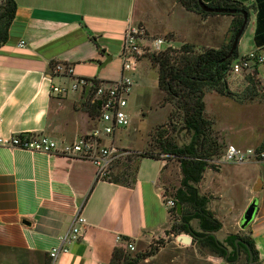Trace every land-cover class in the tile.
<instances>
[{
  "label": "crops",
  "instance_id": "0c3cea01",
  "mask_svg": "<svg viewBox=\"0 0 264 264\" xmlns=\"http://www.w3.org/2000/svg\"><path fill=\"white\" fill-rule=\"evenodd\" d=\"M15 1L17 10L10 38L0 47V137L9 139L35 133L49 136L59 146L67 143L62 136V127H69L67 120L78 116L83 119L87 114L76 107L83 104L88 94L81 89L56 93L53 87L68 86L73 78L82 77L105 83L119 80L123 35L129 24L143 26L153 34L171 33L179 38L180 26L175 23L188 16L205 23L225 21L226 30L220 46L216 47L220 48L229 39L234 19L227 15L203 16L187 10L179 0ZM234 1L250 7V20L238 46L239 55L243 56L252 49L240 52L249 28L254 41L257 12L255 0ZM156 12H166L171 21L165 24L150 21V14ZM21 41L26 42L25 47L19 46ZM58 63L71 65L74 76L57 75L54 68ZM258 71L264 74V65ZM144 74L146 70L141 60L132 91L135 86L140 87L138 80ZM241 74L228 76L234 94L244 91L241 103L219 94L218 101L211 103L220 104L222 109L240 106L245 117L240 129L230 118L226 120L230 126L224 128L221 112L208 110L210 93L206 96L207 110L216 120V130L222 132L229 145L264 150V89L253 88ZM56 120L62 126L59 132L51 131ZM127 130H118L105 138L104 143L132 153L135 149L132 146H138L133 144L137 136L131 132L123 134ZM75 131L83 132L80 122ZM228 133L232 139L227 138L231 136ZM171 162L165 155L139 158L136 181L129 186L100 177L96 163L89 159L0 145V264H51L49 252L71 231L78 215L86 219V224L81 226L80 240L69 245L70 252L61 254L56 264H113L117 247L144 252L138 247L165 237L173 224L165 200L171 187L169 183H173L171 177H174L166 175ZM175 162L179 169L175 184L179 186L181 170ZM215 178L220 192L229 196L225 202L234 205L232 211L223 215L213 210L223 224L216 237L222 242L230 234L251 238L258 253L256 264H264V158L220 165ZM211 184L214 185V181ZM253 201L257 202L254 218L243 229V216ZM172 242L180 244L177 238ZM129 244L134 245V251L129 250ZM191 246L196 244L192 242ZM163 252L144 259L141 264H160L158 256ZM208 258L210 264H231L221 257L209 255ZM244 261L246 254L241 252L234 264H244Z\"/></svg>",
  "mask_w": 264,
  "mask_h": 264
},
{
  "label": "trees",
  "instance_id": "16d2710c",
  "mask_svg": "<svg viewBox=\"0 0 264 264\" xmlns=\"http://www.w3.org/2000/svg\"><path fill=\"white\" fill-rule=\"evenodd\" d=\"M214 8L244 9L250 14V7L234 0H204ZM189 11L196 12L203 16L222 15L232 16L233 22L230 29L228 45L220 48L206 47L199 53H195L193 45L184 44L181 47L182 60L176 61L175 49L169 48L164 52L152 53L149 55L154 67H157L159 74V88L167 93V101L181 112L183 120V133L177 131L175 143L165 138L160 144L158 153H141L138 158H160L164 154L169 155V161H177L180 165L181 180L176 187L172 199L176 206L170 210L173 221L171 230L167 234L174 233L178 236L186 233L193 238V243L203 254L215 257L226 258L234 264L238 260L236 240L241 238L250 247L254 255V264L258 261V253L253 240L249 237H241L237 234H230L225 241H220L216 234L223 228L221 220L216 216L211 207V197L202 191V181L206 172L210 169L216 170L218 165L212 163L214 157L222 155L223 145L213 133V124L205 115V93L214 90L227 97H236L228 84V73L233 64L240 57L238 47L232 57L228 58L233 41L240 31L244 16L242 14H216L204 12L197 0H179ZM254 8L257 12V28L254 36L256 48L264 49V0H255ZM17 4L15 0H2L0 4V47L6 44L10 38V29L15 20ZM249 23V22H248ZM248 25V24H247ZM192 53L194 55H187ZM251 76L246 78L253 85V88H260L259 71L255 68L250 72ZM89 108V114L94 119L99 115V106L91 102L90 96L84 101ZM175 112H172L171 117ZM216 167V168H215ZM138 165L136 167L137 171ZM118 184L132 186L136 181V173L129 181H122L120 178H105ZM182 205V214L178 213L177 205ZM175 220V223H174ZM196 222L197 226L194 225ZM225 246V247H223ZM240 250L246 254V264H249V249L240 244ZM158 249H151L149 252L133 253L124 247H117L114 250L113 264H141V262L157 253Z\"/></svg>",
  "mask_w": 264,
  "mask_h": 264
},
{
  "label": "rangeland",
  "instance_id": "374dc122",
  "mask_svg": "<svg viewBox=\"0 0 264 264\" xmlns=\"http://www.w3.org/2000/svg\"><path fill=\"white\" fill-rule=\"evenodd\" d=\"M1 3L2 0H0V4ZM150 21H156L158 24L159 23L165 24V23H169V21H171V18H169V16L166 15V12H162V13L156 12L154 13V15L153 13L150 14ZM142 25L144 24L142 23ZM175 25L180 26L179 27L180 31L178 35L179 38L174 37V35L171 33H166V34H160V33L153 34L151 32L148 33L150 36L162 37L170 40L171 42L173 41L175 44L174 46L176 47L175 52H177V54H175L176 61L180 62L182 60L181 56L183 55V53H179V52H181L180 51L182 47L181 44L183 43L193 45L195 53L201 52L206 47H201L200 45H194V44L210 45L209 47L212 48L219 47L223 33L226 30L227 23L225 21L217 22L215 20H210L207 23H205L201 19L198 20L195 17L188 16L187 18L182 20V22L177 21ZM175 38L177 39V42L175 41L176 40ZM249 48L252 49L254 48L253 35L250 33V28L248 29L247 33L244 36V42L241 46L240 52L242 53L245 49H249ZM149 55L150 54L145 55L142 58V61L144 62V68L146 70V74H144V77L141 80H138V82L140 83V87L138 88V86L137 87L135 86L134 90L132 91L129 97V105L127 110L131 115V124L126 128L129 130H127L124 133L122 132L123 134L130 132L135 133L138 141L137 140L133 141V144L138 146L137 147L132 146V148H135L134 151L122 157L117 162H115L105 172V175L103 176L104 178H109V177L113 179L120 178L122 181L125 182L131 180L138 165V160H139L138 155H140L138 154L139 151L141 153H146V152L158 153L160 152V144L165 138H169L173 140L175 143H177V141L175 140L177 131H175V129L176 130L179 129L180 134L183 133V120L181 118L182 117L181 115L183 114L180 111L178 112L173 104L168 103L167 93L159 88L158 69L157 67L153 66ZM187 55H194V54L187 53ZM249 73L250 72H244L242 74L245 75V77L246 76L249 77L251 76V74ZM230 74L233 73L229 71L228 76ZM137 88L139 91L138 93L136 92ZM243 92L241 93L237 92L235 98L233 97H228V98L233 99L238 103H241L242 102L241 97L243 95L242 94ZM207 93L208 94L210 93L207 98L208 110L213 109L215 113L221 112L220 121L224 122V128L230 126L226 124V120L230 118L232 119L231 120L232 124L233 125L235 124L236 127L240 129L242 125L241 122L245 119L244 113L239 108L240 106H234L233 108L229 107V109L227 108L222 109L220 107V104L212 105L211 104L212 101L213 100L218 101L216 97H219L218 94L219 95L221 94L218 93L217 91L207 89L204 98L206 104L205 115L207 118H209V120L213 124V133L219 139L220 143L223 145V149H222V154H223L229 144L227 143L225 137L221 134L222 132L216 130V120L213 117H211L208 113L207 103H206ZM142 96H146V97L144 98ZM223 101L225 100H222V102ZM143 105L145 107H143ZM78 109H82V111H85V113H87L85 114V116H83V119H81V116H78V118H74V119L71 118L70 121L67 120L69 127H66V129L61 126V123L59 121L56 120V124L52 125L51 127V131L53 132L54 131L59 132L62 127L64 131L62 132L63 140H65L67 143H72L73 141H75L74 139L76 138L79 139L85 137L86 135L91 133L97 126L96 120L93 118L92 115L89 114L88 112L89 108L87 107V105H85L84 102L82 105H78V108L76 107V110ZM172 112H175L173 118L171 117ZM79 122L80 125H82L83 127L82 133H78L77 131H75L77 130V126L79 127ZM228 134L231 135V133ZM227 138L232 139L233 137L231 135L228 136ZM130 141H132V139ZM129 143L132 145V142ZM126 144H128V142H126ZM164 155L169 157V155L166 154ZM220 157H214L213 160L219 159ZM218 168L219 167H217V169ZM178 170L179 169H177L176 162L172 160L171 165L169 164L168 169L166 171V175L170 177L174 176L171 177L173 183L171 182L169 183L171 187H168L170 189H168L169 190L168 195L166 194V196H168L167 199H172L173 195H175L176 193L175 183H177L176 175H178ZM215 172L216 170L214 169H210L206 172V176L204 177L201 187L202 190L205 191V193L210 195L212 200L211 203L212 209L215 210V212L218 215H223V213L226 214L229 210L232 211L234 205L227 204L225 202V199L226 198L228 199L229 196H224L223 192H220V190L218 189V185L216 184L217 182L215 178ZM212 181H214V185L211 184ZM236 206L237 205H235V208ZM226 222H228V219L226 220ZM194 225L197 226L196 222H194ZM180 235H188V234L182 233ZM176 238L177 236L175 235L173 236L168 233V235H166L163 238L160 237L159 239L153 240L150 245H146L145 247H138V250L142 249L144 252L145 251L149 252L153 248V249H158L157 253L159 251L160 252L164 251L160 256H158L159 257L158 262L160 264H210L208 254H203L197 246H191L193 240L191 244L188 245L182 242H178L180 244L177 245L176 243L172 242V241L176 242ZM246 263L247 262L244 261V264Z\"/></svg>",
  "mask_w": 264,
  "mask_h": 264
},
{
  "label": "built area",
  "instance_id": "2783aa9c",
  "mask_svg": "<svg viewBox=\"0 0 264 264\" xmlns=\"http://www.w3.org/2000/svg\"><path fill=\"white\" fill-rule=\"evenodd\" d=\"M20 47H25L26 42L21 41ZM169 48L175 49L173 43L162 37L150 36L147 29L140 25H128L123 35L121 52L122 74L114 83L100 82L90 78H73L68 86H54L52 91L66 94L70 91L81 89L86 91L92 103L99 106V115L96 118L97 127L83 138L76 139L72 143H63L61 146L46 135L24 133L12 136L9 139L0 137V145L17 147L24 150L57 153L68 157L84 158L92 160L98 167L99 176L104 178L105 172L122 157L129 154L113 144L107 146L104 139L113 136L118 130L127 128L131 124V116L128 112L129 97L135 83V73L138 64L145 55L164 52ZM264 65V52L262 48H253L245 55L240 56L233 64L232 73L239 74L252 72ZM54 72L64 77H73L74 68L71 65L58 63ZM261 86L264 89V74L259 75ZM264 158V150L261 148L240 149L235 145H228L219 159L212 160L215 165L242 164L253 159ZM169 210L176 206L173 199H165ZM86 224V219L78 215L74 220L71 231L61 237L60 245L50 252L51 264H56L61 254L70 252L69 245L80 240L81 226ZM129 250L134 251L132 244Z\"/></svg>",
  "mask_w": 264,
  "mask_h": 264
},
{
  "label": "water",
  "instance_id": "95a60500",
  "mask_svg": "<svg viewBox=\"0 0 264 264\" xmlns=\"http://www.w3.org/2000/svg\"><path fill=\"white\" fill-rule=\"evenodd\" d=\"M198 1V4L200 6V8L204 11V12H207V13H216V14H242L244 16V23L240 29V31L238 32V34L236 35L235 39H234V42H233V45L231 47V50L229 52V55H228V58L232 57L234 51L237 49L239 43H240V39L242 38L244 32H245V29L247 27V24L250 20V14L248 11L244 10V9H227V8H214V7H211L209 6L207 3H205L203 0H197ZM177 209H178V213L179 214H182L183 212V208H182V205L179 203L177 205ZM256 209H257V202L256 201H253L249 207L247 208L244 216H243V219H242V228H246L253 220L254 218V215H255V212H256ZM177 240L179 242H182L184 244H191L192 242V238L190 236H187V235H180L177 237ZM240 244H243L244 246H246L248 249H249V252H250V260H249V264H254V255L249 247V245L244 241L242 240L241 238H238L236 240V246H237V254H238V259H240V256H241V252H240ZM224 247V246H223ZM227 249V256L225 258V261L228 262V256H229V253H230V250L228 248Z\"/></svg>",
  "mask_w": 264,
  "mask_h": 264
},
{
  "label": "flooded vegetation",
  "instance_id": "af4514ba",
  "mask_svg": "<svg viewBox=\"0 0 264 264\" xmlns=\"http://www.w3.org/2000/svg\"><path fill=\"white\" fill-rule=\"evenodd\" d=\"M243 245V244H242ZM225 247V246H224ZM226 248V247H225ZM230 250V249H229ZM240 252H241V250H240Z\"/></svg>",
  "mask_w": 264,
  "mask_h": 264
}]
</instances>
